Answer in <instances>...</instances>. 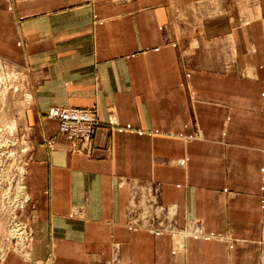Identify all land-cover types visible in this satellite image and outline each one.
<instances>
[{
    "label": "crops",
    "instance_id": "crops-1",
    "mask_svg": "<svg viewBox=\"0 0 264 264\" xmlns=\"http://www.w3.org/2000/svg\"><path fill=\"white\" fill-rule=\"evenodd\" d=\"M263 18L264 0H0L34 133L30 255L0 264H264ZM51 105L97 106L91 150ZM142 203L173 221L135 224Z\"/></svg>",
    "mask_w": 264,
    "mask_h": 264
},
{
    "label": "rangeland",
    "instance_id": "rangeland-1",
    "mask_svg": "<svg viewBox=\"0 0 264 264\" xmlns=\"http://www.w3.org/2000/svg\"><path fill=\"white\" fill-rule=\"evenodd\" d=\"M30 103L27 70L0 56V262L9 251L30 255L28 245L33 228L27 211L30 199L24 179L34 141L32 124L26 116ZM8 121L14 122L12 128L8 127ZM58 130L61 132L59 123ZM147 189L151 195L149 200L156 204V187L147 186ZM130 217L135 224H154L156 227L164 220L173 221L170 213L163 215L155 206L147 211L134 210ZM115 262L113 258L109 264Z\"/></svg>",
    "mask_w": 264,
    "mask_h": 264
},
{
    "label": "built area",
    "instance_id": "built-area-1",
    "mask_svg": "<svg viewBox=\"0 0 264 264\" xmlns=\"http://www.w3.org/2000/svg\"><path fill=\"white\" fill-rule=\"evenodd\" d=\"M46 114L58 119L59 128L61 132L65 133L70 139L73 149L78 151L91 150L96 128L99 124L97 107L81 105H51L46 111ZM145 191L147 193L148 189ZM149 195L150 191L149 194H147L148 200L150 199ZM144 206L145 204L142 203V209L144 211L149 210V207Z\"/></svg>",
    "mask_w": 264,
    "mask_h": 264
},
{
    "label": "bare ground",
    "instance_id": "bare-ground-1",
    "mask_svg": "<svg viewBox=\"0 0 264 264\" xmlns=\"http://www.w3.org/2000/svg\"><path fill=\"white\" fill-rule=\"evenodd\" d=\"M6 123H7V122H6ZM13 125H14V122H13V121H12V122L8 121V127H9V128H12ZM9 128H8V129H9ZM0 130H1V129H0ZM0 140H1V139H0Z\"/></svg>",
    "mask_w": 264,
    "mask_h": 264
}]
</instances>
